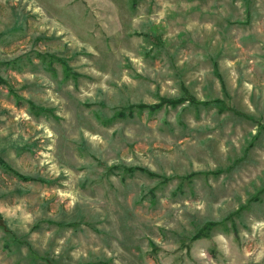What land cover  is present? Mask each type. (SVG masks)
Here are the masks:
<instances>
[{"label":"rangeland","instance_id":"rangeland-1","mask_svg":"<svg viewBox=\"0 0 264 264\" xmlns=\"http://www.w3.org/2000/svg\"><path fill=\"white\" fill-rule=\"evenodd\" d=\"M0 264H264V0H0Z\"/></svg>","mask_w":264,"mask_h":264},{"label":"trees","instance_id":"trees-1","mask_svg":"<svg viewBox=\"0 0 264 264\" xmlns=\"http://www.w3.org/2000/svg\"><path fill=\"white\" fill-rule=\"evenodd\" d=\"M15 175H17L18 176V174L17 173H15V172H13Z\"/></svg>","mask_w":264,"mask_h":264}]
</instances>
